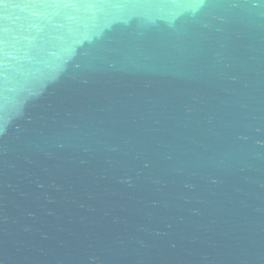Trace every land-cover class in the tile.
Returning <instances> with one entry per match:
<instances>
[{"label":"water","instance_id":"obj_1","mask_svg":"<svg viewBox=\"0 0 264 264\" xmlns=\"http://www.w3.org/2000/svg\"><path fill=\"white\" fill-rule=\"evenodd\" d=\"M0 264H264V0H0Z\"/></svg>","mask_w":264,"mask_h":264}]
</instances>
